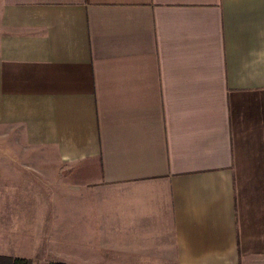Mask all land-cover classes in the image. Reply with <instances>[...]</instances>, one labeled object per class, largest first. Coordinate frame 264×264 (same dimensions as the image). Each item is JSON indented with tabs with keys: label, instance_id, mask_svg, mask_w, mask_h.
I'll return each instance as SVG.
<instances>
[{
	"label": "crops",
	"instance_id": "0c3cea01",
	"mask_svg": "<svg viewBox=\"0 0 264 264\" xmlns=\"http://www.w3.org/2000/svg\"><path fill=\"white\" fill-rule=\"evenodd\" d=\"M0 127V256L264 255V0H0Z\"/></svg>",
	"mask_w": 264,
	"mask_h": 264
},
{
	"label": "rangeland",
	"instance_id": "374dc122",
	"mask_svg": "<svg viewBox=\"0 0 264 264\" xmlns=\"http://www.w3.org/2000/svg\"><path fill=\"white\" fill-rule=\"evenodd\" d=\"M0 151H12V152H22L30 151L26 149L21 142V129L19 127H0ZM42 151H48V149H43ZM153 264L137 261L130 264ZM106 264V263H104ZM112 264V263H111ZM116 264H129L126 261L116 263ZM237 264H264V255H251L244 257L239 260Z\"/></svg>",
	"mask_w": 264,
	"mask_h": 264
},
{
	"label": "trees",
	"instance_id": "16d2710c",
	"mask_svg": "<svg viewBox=\"0 0 264 264\" xmlns=\"http://www.w3.org/2000/svg\"><path fill=\"white\" fill-rule=\"evenodd\" d=\"M0 264H32L28 258H13L8 256H0ZM44 264H65L61 262H48Z\"/></svg>",
	"mask_w": 264,
	"mask_h": 264
}]
</instances>
